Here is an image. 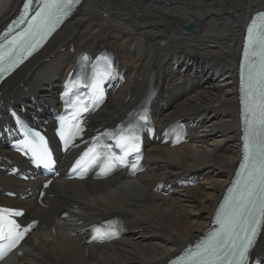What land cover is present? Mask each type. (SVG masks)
Returning <instances> with one entry per match:
<instances>
[{
  "label": "bare ground",
  "instance_id": "6f19581e",
  "mask_svg": "<svg viewBox=\"0 0 264 264\" xmlns=\"http://www.w3.org/2000/svg\"><path fill=\"white\" fill-rule=\"evenodd\" d=\"M19 2L0 0V28ZM261 8L264 0H83L46 46L2 83V98L7 104L13 98L33 107L31 97L50 104L79 51L108 47L127 69L128 80L93 120L115 122L154 72L161 98L157 122L183 118L195 126L192 138L174 148L150 143L149 171L133 179L121 173L102 181L57 178L49 190L53 195L44 200L47 208L30 199L17 201L40 223L25 255L1 264H163L198 237L209 226L240 155L238 63L245 25ZM0 149H5L1 142ZM190 176L198 186L167 196L152 190L158 181L175 185ZM64 209L70 213L66 220L60 218ZM115 213L128 227L123 238L84 246L72 235ZM255 254L264 255V233Z\"/></svg>",
  "mask_w": 264,
  "mask_h": 264
},
{
  "label": "snow or ice",
  "instance_id": "6c2138e0",
  "mask_svg": "<svg viewBox=\"0 0 264 264\" xmlns=\"http://www.w3.org/2000/svg\"><path fill=\"white\" fill-rule=\"evenodd\" d=\"M65 2L70 7L74 0H53L52 4L44 6L47 9L46 15L43 11H36L31 17L34 23L19 32L9 46L18 45L21 54L33 48L38 43L37 38L42 39L59 23L56 12ZM24 7L25 11L29 7L27 0ZM257 15L264 17V12ZM252 25L253 27L248 29L251 51L249 46H246L243 52L247 76L242 103L245 106L246 123L254 141L253 148L258 150L252 157L247 179L238 188V196L233 198L229 204V212L219 221L220 230L208 241L197 246L196 256L199 264H247L248 253L256 236L257 217L264 215V37L256 39L253 36L255 19ZM9 60L12 62V54H9ZM0 61H3L2 55ZM245 147L248 148L249 145L246 144ZM33 224L27 225L23 232L16 234L13 229L5 226V229L0 231V240L8 239L10 246L15 247L24 234L32 229Z\"/></svg>",
  "mask_w": 264,
  "mask_h": 264
},
{
  "label": "rangeland",
  "instance_id": "374dc122",
  "mask_svg": "<svg viewBox=\"0 0 264 264\" xmlns=\"http://www.w3.org/2000/svg\"><path fill=\"white\" fill-rule=\"evenodd\" d=\"M36 74H38V72Z\"/></svg>",
  "mask_w": 264,
  "mask_h": 264
}]
</instances>
